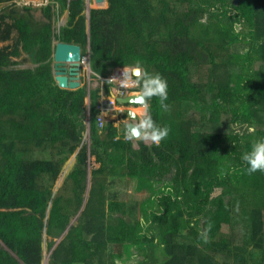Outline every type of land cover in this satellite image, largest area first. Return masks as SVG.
Segmentation results:
<instances>
[{"label":"trees","instance_id":"16d2710c","mask_svg":"<svg viewBox=\"0 0 264 264\" xmlns=\"http://www.w3.org/2000/svg\"><path fill=\"white\" fill-rule=\"evenodd\" d=\"M52 1L68 12L54 30ZM0 3V41L15 33L0 48V264H42L44 231L47 264H129L134 252L135 264H264V172L242 160L264 137V0H107L88 9L89 27L85 0H45L41 18ZM54 38L87 44L102 77L116 66L159 73L166 107L148 103L168 136L134 148L113 121L99 126L100 92L114 85L91 89L89 106L85 85L60 88ZM22 55L36 65L16 68ZM87 113L89 152H77L50 207ZM89 155L99 163L90 170ZM125 178L134 201L111 187Z\"/></svg>","mask_w":264,"mask_h":264},{"label":"rangeland","instance_id":"374dc122","mask_svg":"<svg viewBox=\"0 0 264 264\" xmlns=\"http://www.w3.org/2000/svg\"><path fill=\"white\" fill-rule=\"evenodd\" d=\"M95 1L94 0H85V9L83 11V13L86 16H88L89 10L92 7L95 6H104L107 5V0L101 4H93ZM16 6L18 8H22V6H31L33 8L32 13L35 15L36 18H41V9L44 6L45 0H15ZM52 11H53V18H52V23L54 22L55 19V27L57 28V24L60 22V20H67V11L64 10V8L62 6H60V4L57 5V3L55 1H52ZM4 3H0V10L2 9ZM58 8L61 11V13H59L58 16ZM89 9V10H88ZM58 17V18H57ZM238 28H240L238 26ZM56 30V29H55ZM15 38V33L12 34V38L7 40V41H0V48L7 45V44H12L13 40ZM82 48L81 51V59H82V64H81V68H80V82H81V86L83 85L86 86V89H88V96L86 99L87 102V106H89L90 104V98H89V93L91 89H95L97 87H101L104 83H111L114 85L115 89L112 90L114 96L109 95H105L104 92L101 90L100 94L101 97L99 99L100 104L98 105V108L100 109V114L99 117L102 118V123H100L99 119V126L102 125L103 123H106L108 121H113L117 126H122L121 120L118 122V119H122V117H124V119L126 117H129V120H127L126 122V126L128 122L134 121L135 123H137L139 121V119L141 118L140 116V112L142 111V109H138L139 107H141L139 105V103H123V102H117L116 101V96H125L128 94H131L132 92H139V85L138 83H132L127 87H121L118 83L117 80L114 81H109L108 78H121V75L118 74H122V69H118V68H123L124 66H116L114 68L117 69H110V73H108V75L106 77H102L98 74H95L88 63V45L86 44L85 48L82 47V45H80ZM239 46H244V45H239ZM242 50V48H241ZM53 53V52H52ZM23 57L25 58V55H22L21 57L15 58V60L18 62V64H16V68H26V67H33L36 64L26 61L23 59ZM134 66H138V65H134ZM128 67H133V66H125V68ZM141 67V66H140ZM113 103V104H112ZM109 104H111L109 106ZM135 104H138L139 106H136ZM123 106H132L134 108L130 109L132 111V113L128 111H130L129 109L124 110ZM89 111V108H88ZM116 115H118L119 117L116 118ZM98 117V118H99ZM85 130L83 132V137H82V141L80 143V146H78V148L76 149V151L64 162L61 172L59 174V176L57 177L54 185H53V194L49 200V204L52 201L53 195L58 191V190H63L64 187V181L66 178L67 173L72 169V167L75 164L76 161V154L77 152L82 148V146H85L87 149V154L89 152V146H90V137H89V114L87 113L85 120ZM139 140H131L132 145L134 148H137L139 146L138 144ZM145 144H151L152 142L150 140H143ZM30 157H34V158H49L51 157V153L49 151H41V150H34L31 151L30 153L28 152L27 154ZM88 170H90L92 167H98L99 163H97V161H95V157L94 156H88ZM90 176H89V171H88V177H87V185H86V192L84 193V202L85 199L87 198L88 195V191L90 188ZM67 185V184H66ZM65 185V186H66ZM111 187H113V189L118 190L119 191V198L124 199L125 201H134L133 198L135 197H140L139 193H135L133 190V186H132V182L128 181L127 178L125 179H117L114 181V184L111 185ZM133 199V200H132ZM83 207V206H82ZM46 213H48V211L46 210ZM70 224L71 225H75L77 224V218L73 217L70 220ZM61 237L57 238V241L60 240ZM48 240L46 239L43 242V246H42V256H43V261L42 264H47L48 259H49V255L51 253V250L49 248V246H47L48 244ZM141 257L140 256H136V257H131V259H129L126 263H131V264H135V262L137 260H139ZM218 259L221 261L223 259V255H219Z\"/></svg>","mask_w":264,"mask_h":264},{"label":"clouds","instance_id":"9594fccd","mask_svg":"<svg viewBox=\"0 0 264 264\" xmlns=\"http://www.w3.org/2000/svg\"><path fill=\"white\" fill-rule=\"evenodd\" d=\"M117 80L121 87H127L132 83H138L139 92L137 102L140 104L142 111L141 118L137 123L125 127L126 140H150L152 143L159 145L165 139L170 129L161 127L156 124L150 113V105L148 101L157 96L160 98L161 105L167 100V81L161 77L159 73H149L140 66H133L122 69L121 78H113ZM235 130L239 133V126H235ZM249 131H254V128L249 127ZM242 160L247 166L249 174L257 171L264 172V137H259L254 140L250 149L243 153Z\"/></svg>","mask_w":264,"mask_h":264},{"label":"water","instance_id":"95a60500","mask_svg":"<svg viewBox=\"0 0 264 264\" xmlns=\"http://www.w3.org/2000/svg\"><path fill=\"white\" fill-rule=\"evenodd\" d=\"M238 2V0H234ZM89 13L87 16V25L89 27ZM82 48L74 42H64L54 40L52 53V74L56 84L63 89L74 90L81 86L80 68ZM89 63V58H88ZM138 93L128 94L123 97H116L119 102L123 103H138ZM135 122H128L127 126L134 125ZM64 234V233H63ZM45 240V231L43 232V242ZM42 242V246H43Z\"/></svg>","mask_w":264,"mask_h":264},{"label":"crops","instance_id":"0c3cea01","mask_svg":"<svg viewBox=\"0 0 264 264\" xmlns=\"http://www.w3.org/2000/svg\"><path fill=\"white\" fill-rule=\"evenodd\" d=\"M123 108H124V110H127V109H132V108H134V107H132V106H123ZM128 111V110H127ZM129 112V114H130V112L132 113V111L130 110V111H128ZM115 116H116V118H118L119 116L118 115H116L115 114ZM121 120V122H123L122 123V126H117L114 122V125H116L120 130L122 129V131L123 132H125L124 130H125V127H126V122H127V120H129V117H126L125 119H124V117H122V119H118L117 121L119 122ZM124 129V130H123ZM138 257V255H137V253H135L134 252V254L131 256V257ZM131 259V258H130Z\"/></svg>","mask_w":264,"mask_h":264},{"label":"bare ground","instance_id":"6f19581e","mask_svg":"<svg viewBox=\"0 0 264 264\" xmlns=\"http://www.w3.org/2000/svg\"><path fill=\"white\" fill-rule=\"evenodd\" d=\"M239 1V0H238ZM53 30H54V22H53ZM54 40H57V39H53V42H54ZM58 41H60V40H58ZM65 42V41H64ZM68 43H70V42H68ZM75 43V42H74ZM78 44V43H77ZM80 45V44H79ZM89 58V57H88ZM90 66V65H89ZM127 67V66H126ZM114 69H117V68H114ZM118 75H121V74H118ZM126 96V95H125ZM116 97H121V96H116ZM123 97V96H122ZM117 100V99H116ZM118 101V100H117ZM119 102V101H118ZM111 104H109V106H110ZM132 122H134V121H132ZM53 192H54V190H53ZM51 204H52V201L50 202V207H51ZM48 213H49V211H48Z\"/></svg>","mask_w":264,"mask_h":264},{"label":"built area","instance_id":"2783aa9c","mask_svg":"<svg viewBox=\"0 0 264 264\" xmlns=\"http://www.w3.org/2000/svg\"><path fill=\"white\" fill-rule=\"evenodd\" d=\"M108 80H109V81H114V79H112V78H108ZM98 119H99L100 123H102V119H101V117H99Z\"/></svg>","mask_w":264,"mask_h":264},{"label":"flooded vegetation","instance_id":"af4514ba","mask_svg":"<svg viewBox=\"0 0 264 264\" xmlns=\"http://www.w3.org/2000/svg\"><path fill=\"white\" fill-rule=\"evenodd\" d=\"M110 95H111V96H114V94H113L112 90H111V92H110ZM117 96H118V95H117ZM116 101H117V100H116ZM117 102H118V101H117Z\"/></svg>","mask_w":264,"mask_h":264}]
</instances>
